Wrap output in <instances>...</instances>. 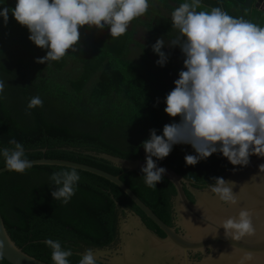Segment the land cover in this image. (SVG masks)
Instances as JSON below:
<instances>
[{"label":"trees","instance_id":"1","mask_svg":"<svg viewBox=\"0 0 264 264\" xmlns=\"http://www.w3.org/2000/svg\"><path fill=\"white\" fill-rule=\"evenodd\" d=\"M183 2L149 0L148 12L133 20L127 33L119 38H112L107 26H85L80 29L77 51L69 50L60 61L48 64L35 62L47 50L29 40L28 29L19 25L11 12L7 24L0 17V80L5 84L0 94V149L13 148L9 140L15 139L24 146L28 160L63 159L118 175L165 223L173 225L171 197L176 191L168 180L163 178L156 189L150 188L141 171L117 168L83 151L146 160L141 145L150 138V130L162 135L165 124L179 122V118L173 121L165 114L164 101L183 69L180 49L167 47L178 34L172 28L171 13ZM15 3L16 0H0V10L12 9ZM212 7L264 26V9L246 8L236 0H201L197 10ZM161 37L166 45L162 51L169 56L163 67L156 64L159 57L152 51V45ZM35 96L42 99L43 106L28 109ZM70 147L80 151L63 149ZM189 154L195 155L190 145H174L166 158L153 159L198 188L214 184L213 177L239 166L220 153L189 166L184 159ZM4 167L0 155V169ZM70 169L33 166L22 174L8 171L0 175L2 217L12 239L27 254L53 264L51 249L44 243L51 238L59 240L63 248H71L69 264H79L78 253L111 245L117 238L118 223L112 195L122 206L141 215L150 229L164 236L118 186L85 171L77 170L80 180L67 204L54 200L51 192L56 186L49 177L53 172ZM0 264L10 263L0 258Z\"/></svg>","mask_w":264,"mask_h":264},{"label":"clouds","instance_id":"2","mask_svg":"<svg viewBox=\"0 0 264 264\" xmlns=\"http://www.w3.org/2000/svg\"><path fill=\"white\" fill-rule=\"evenodd\" d=\"M149 7V0H16L14 8L0 10V17L7 24L11 12L15 21L28 29L29 40L47 50L35 62L48 64L60 61L69 50L77 51L81 28L107 26L110 36L119 38ZM199 8L201 0H185L171 13L172 28L178 34L167 47L180 49L183 69L165 97L164 112L173 121L179 118V122L165 124L162 135L150 130V138L141 145L146 153L141 172L145 184L153 189L166 173V169L157 167L153 157L166 158L174 145L192 147L195 155L184 157L189 166L214 153L222 154L234 166L248 165L252 155L264 157V26L233 17L220 7L198 11ZM164 47L163 37L152 45L159 57L156 64L161 67L169 59L162 51ZM4 88V81L0 80V94ZM38 106H43L39 96L32 97L27 105L28 109ZM9 144L14 147L0 149L6 169L22 174L32 168L33 162L25 158L24 146L15 139H10ZM49 179L56 186L51 192L53 199L67 204L75 194L80 175L71 168L53 172ZM212 179L209 192L226 203H238L244 185L239 193H233L234 181ZM252 215L247 208H240L237 215L225 218L219 228L225 230V238L232 240L250 236L255 231ZM44 243L51 249L53 264H69L71 248L65 249L59 240L51 238ZM79 264H97V254L92 249L85 250Z\"/></svg>","mask_w":264,"mask_h":264},{"label":"water","instance_id":"3","mask_svg":"<svg viewBox=\"0 0 264 264\" xmlns=\"http://www.w3.org/2000/svg\"><path fill=\"white\" fill-rule=\"evenodd\" d=\"M236 1L246 8L254 5L256 9H264V0ZM63 149L80 151L72 147ZM83 153L104 159L117 168L131 172H139L146 165V160L142 159H125L92 151H83ZM30 161L33 162V166L76 168L110 181L118 186L164 233V236H160L150 229L141 215L131 208L122 206L112 195L118 211L117 238L109 246L88 248L97 254L99 263L240 264V261L244 260V264H264V167H261L264 165V157L252 155L248 165L236 166L221 176L226 181L236 183L233 193H239L240 187L244 185L235 205L220 200L216 194L208 191V186L198 188L172 168L154 161L158 168L166 169L163 178L168 180L176 191L171 197L173 225L165 223L118 175L63 159L44 157ZM6 172H8L6 167L0 169V175ZM187 192L192 196L193 201L188 197ZM240 208H247L252 212L254 234L239 240L225 238V230L219 227L225 218L237 215ZM84 252L78 254L82 256ZM0 253L10 264H49L27 254L17 245L8 232L1 208ZM196 255L200 258L195 259ZM206 257H212V260L206 262ZM245 257L249 258L245 259Z\"/></svg>","mask_w":264,"mask_h":264},{"label":"flooded vegetation","instance_id":"4","mask_svg":"<svg viewBox=\"0 0 264 264\" xmlns=\"http://www.w3.org/2000/svg\"><path fill=\"white\" fill-rule=\"evenodd\" d=\"M263 7H264V5H263ZM251 8H255V6L253 5V6H251ZM187 195H189V193L187 192ZM189 197V196H188ZM190 198V197H189ZM191 199V198H190ZM192 201H193V198L191 199ZM194 258L196 259V258H200V256L199 255H196V256H194Z\"/></svg>","mask_w":264,"mask_h":264},{"label":"rangeland","instance_id":"5","mask_svg":"<svg viewBox=\"0 0 264 264\" xmlns=\"http://www.w3.org/2000/svg\"><path fill=\"white\" fill-rule=\"evenodd\" d=\"M138 39H142V36H137Z\"/></svg>","mask_w":264,"mask_h":264}]
</instances>
